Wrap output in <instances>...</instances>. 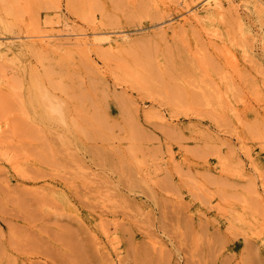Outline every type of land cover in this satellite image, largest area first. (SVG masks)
<instances>
[{
  "label": "rangeland",
  "instance_id": "obj_1",
  "mask_svg": "<svg viewBox=\"0 0 264 264\" xmlns=\"http://www.w3.org/2000/svg\"><path fill=\"white\" fill-rule=\"evenodd\" d=\"M0 264H264V0H0Z\"/></svg>",
  "mask_w": 264,
  "mask_h": 264
},
{
  "label": "bare ground",
  "instance_id": "obj_2",
  "mask_svg": "<svg viewBox=\"0 0 264 264\" xmlns=\"http://www.w3.org/2000/svg\"><path fill=\"white\" fill-rule=\"evenodd\" d=\"M18 2H20V1H18ZM216 3H217V1H216ZM19 4V3H18ZM17 4V5H18ZM212 4L213 3H209V6H212ZM215 5H219V4H215ZM188 7V6H187ZM220 7H222V6H220ZM205 9V8H204ZM194 16H196L197 17V12L196 13H194ZM195 17V18H196ZM186 20V19H185ZM174 31H176V30H174ZM175 34V33H174ZM121 36V39H126V36L125 35H120ZM118 40H119V38H113V37H105V38H100V39H95V41H96V43L98 42V43H102V44H107V45H109V46H111V47H113L114 46V44L115 43H117L118 42ZM81 41H83V40H81ZM87 41V40H86ZM92 41V40H91ZM92 43V42H91ZM78 45H82V44H84V43H81V42H79V43H77ZM29 45V44H28ZM36 54H37V52H36ZM48 69V68H47ZM56 82V81H55ZM55 82L53 81V83L54 84H52V85H54L55 86ZM8 85V84H7ZM45 89V88H44ZM59 89V88H58ZM61 90V89H60ZM49 94V93H48ZM51 96V95H50ZM45 97V96H44ZM49 97V96H48ZM46 99H48L47 97H46ZM52 99V98H51ZM90 99V98H89ZM79 101L81 102V100L79 99ZM90 102V101H89ZM43 103V102H42ZM50 106H51V108H52V110L53 111H55V112H53V113H56V111H61V106H60V104H50ZM47 107V106H46ZM42 108H45V107H42ZM46 110H47V108H46ZM94 112H95V110H94ZM50 113H51V111H50ZM52 114V113H51ZM46 116H48V115H46ZM67 119V118H66ZM66 119H65V121H66ZM67 124V123H66ZM72 128H74V127H72ZM79 128H80V126H79ZM3 156H5V155H3ZM7 156L8 155H6V158H7ZM13 159H16V158H13ZM12 160V159H11ZM17 161V164H18V160H16ZM9 162V161H8ZM11 162V161H10ZM9 162V163H10ZM13 163H16V162H13ZM13 163L11 164L12 166H13ZM15 165V164H14ZM16 166V165H15ZM19 166V165H18ZM14 168V167H13ZM105 200V199H104ZM245 202V201H244ZM246 203V202H245ZM106 206V205H105ZM114 248V247H113Z\"/></svg>",
  "mask_w": 264,
  "mask_h": 264
}]
</instances>
